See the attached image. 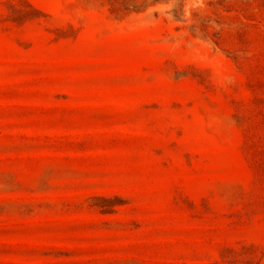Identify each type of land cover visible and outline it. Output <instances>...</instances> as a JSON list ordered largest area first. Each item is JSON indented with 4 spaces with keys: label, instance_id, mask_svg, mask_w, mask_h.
Returning <instances> with one entry per match:
<instances>
[{
    "label": "rangeland",
    "instance_id": "obj_1",
    "mask_svg": "<svg viewBox=\"0 0 264 264\" xmlns=\"http://www.w3.org/2000/svg\"><path fill=\"white\" fill-rule=\"evenodd\" d=\"M0 264H264V0H0Z\"/></svg>",
    "mask_w": 264,
    "mask_h": 264
}]
</instances>
